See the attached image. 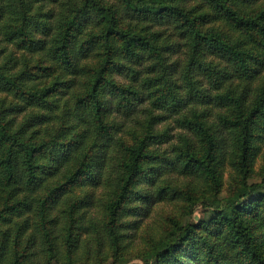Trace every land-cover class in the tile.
Segmentation results:
<instances>
[{
	"label": "trees",
	"instance_id": "1",
	"mask_svg": "<svg viewBox=\"0 0 264 264\" xmlns=\"http://www.w3.org/2000/svg\"><path fill=\"white\" fill-rule=\"evenodd\" d=\"M257 1L0 0L1 42L53 64L39 74L0 64V92L11 96L0 99V222L32 211L45 254L57 248L58 217L72 260L74 211L96 202L73 188H112L100 225L115 241L146 209L182 194L169 175L216 182L215 166L230 153L240 190L205 203L208 220L177 229L162 264H264V193L246 183L264 132V41L254 49L209 27L222 18L264 38V4L250 19L240 10ZM91 54L97 67L86 69ZM56 66L88 77L78 88L52 80ZM167 120L174 137L170 127L153 131ZM125 121L143 130L131 149L113 135ZM36 245L32 235L21 248L18 233L2 234L0 264H22Z\"/></svg>",
	"mask_w": 264,
	"mask_h": 264
},
{
	"label": "rangeland",
	"instance_id": "2",
	"mask_svg": "<svg viewBox=\"0 0 264 264\" xmlns=\"http://www.w3.org/2000/svg\"><path fill=\"white\" fill-rule=\"evenodd\" d=\"M264 4V0H258L255 4L240 5L241 13L245 19H250L255 12H258ZM209 27H213L215 32L222 33L236 40H246L247 44L254 49L261 50V46L257 42H263L264 38L260 32L252 35L246 34V31L241 30L238 25L226 19H216ZM252 35V36H251ZM24 63L30 66L33 73H41L43 66L51 65L47 58H44L39 53L31 54L25 51L16 50L12 44L1 42L0 40V64H7L16 70H21ZM98 58L96 55L91 56L81 62V66L86 69L96 68ZM53 65V64H52ZM57 68V66H56ZM55 80L59 82L72 81L76 88L88 77L87 73L79 74L78 76L67 75L64 70L57 68L54 72ZM9 93L0 92V99L8 98ZM169 124V126H168ZM166 127H170L169 134L173 137L179 131L176 124L167 120L156 125L153 131L162 132ZM84 128L83 125L77 124V129ZM85 129V128H84ZM142 128L133 122L125 121L120 128V131L113 134L114 138H121L123 148L136 146V138L142 133ZM85 142L89 141L85 137ZM172 142H176L175 139ZM257 147L254 151V159L246 183L249 190L254 194L258 192L264 193V132H260V137L253 144ZM168 148V144L161 145V149ZM170 151V148L166 149ZM171 154V153H169ZM233 159L230 153H227L221 160L220 164H216L215 168L218 173V181L213 182L205 177L199 176H177L171 174L167 178L168 182L181 191V195H175L173 198H165L156 202L153 206L146 209V215L136 217V222L124 230L122 237H117L112 240L111 237L104 232L100 225L102 222H108L107 199L112 188L109 186H101L98 189L92 190L87 186H77L73 188L71 195L81 197L87 192H93L94 201L93 207L82 205L74 211L77 219V238L80 239L78 247L72 255V260L68 257V252L64 246L63 237L66 234L65 228H62L63 221L56 218L54 225L53 237L56 238L57 248L51 252L44 254L42 248L43 236L37 233V219L32 211H26L22 216H14L6 222H0V240L1 235L6 233L9 236H14L18 233V239L21 243V248L30 235L36 240L34 254L24 260L22 264H162L160 257L161 251L168 244L174 241V233L177 229L186 226L187 224H196L199 220H208L211 216L209 209H205L204 204L208 201H220L222 198H231L236 196L241 188L240 177L243 175L238 173L232 167ZM111 189V190H110ZM18 195L16 198H20ZM191 198L199 200L192 202ZM219 203V202H215ZM60 205L56 206L59 210ZM61 208V207H60ZM126 220L135 219L133 217L125 218ZM93 225L98 229L93 231ZM96 231L98 236L102 238L101 244L97 246ZM121 231V230H119ZM117 243V245L115 244Z\"/></svg>",
	"mask_w": 264,
	"mask_h": 264
}]
</instances>
